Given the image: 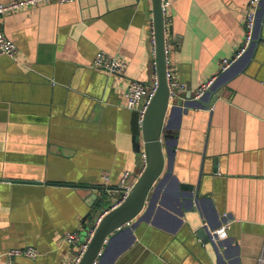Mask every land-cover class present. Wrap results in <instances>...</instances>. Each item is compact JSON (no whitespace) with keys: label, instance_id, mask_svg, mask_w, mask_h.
Returning <instances> with one entry per match:
<instances>
[{"label":"crops","instance_id":"crops-1","mask_svg":"<svg viewBox=\"0 0 264 264\" xmlns=\"http://www.w3.org/2000/svg\"><path fill=\"white\" fill-rule=\"evenodd\" d=\"M166 1L164 41L183 85L162 126L174 140L161 137V174L97 264H264V17L249 60L204 109L189 98L239 52L247 0ZM151 20L152 0L48 2L2 16L17 54L0 56V264L25 246L38 255L14 264H69L64 234L83 233L121 199L124 170L135 182L143 172L125 94L130 80L152 79ZM99 49L126 62L122 73L93 68ZM214 225L226 235L199 234Z\"/></svg>","mask_w":264,"mask_h":264},{"label":"water","instance_id":"water-1","mask_svg":"<svg viewBox=\"0 0 264 264\" xmlns=\"http://www.w3.org/2000/svg\"><path fill=\"white\" fill-rule=\"evenodd\" d=\"M161 2L162 0H152L153 23L156 36L157 74L159 82L157 89L144 114L143 126L141 129L144 150L146 153V165L129 194L116 206L107 210V212L102 216L79 264H91L99 251V255L101 256L104 244L107 243L108 240L112 239L116 234H118V232L122 230L123 227H125L126 223L140 212L146 201L148 192L150 191L152 185L157 180L163 169L164 157L162 152L161 137H163L164 140L172 141L173 139L172 136L162 134V126L170 99L168 83L165 77L164 27L161 12ZM263 17L264 0H259L256 7L254 27L248 46L237 58L232 61V63L227 68L222 70L215 77V79L208 85V87L200 96L189 98V101L198 104L199 107L204 109H208L213 105L218 95L220 94V88L223 86V84L229 78H231V76L237 74L243 69V67H239L232 70V66L245 56L248 58L247 60H249V57L253 53L257 44L260 40H262L260 30ZM112 82L113 79H111L109 84L112 85ZM131 131L133 146L138 150L140 145L138 142L140 131L137 126V112L135 110L132 111ZM217 171L218 168H216V166H213L211 168V171H206L203 168L200 172L201 178H199V181L204 182L207 177L206 175L210 174L211 172L216 173ZM179 186L184 190H190L187 192H189L190 195L192 194V191L191 189H189L188 185L181 183L179 184ZM197 187H199V183L197 184ZM197 187L193 192L194 195L198 194ZM216 227L217 225H214L210 228V230L204 228V230H200L199 234H202L204 236L206 231H210L212 235L217 237L218 234L215 231ZM100 256L98 257V260Z\"/></svg>","mask_w":264,"mask_h":264},{"label":"built area","instance_id":"built-area-1","mask_svg":"<svg viewBox=\"0 0 264 264\" xmlns=\"http://www.w3.org/2000/svg\"><path fill=\"white\" fill-rule=\"evenodd\" d=\"M73 0H6L0 2V21L2 16L9 12H13L20 8L35 6L41 3L48 2H59L65 3ZM259 0H247V9L244 17V25H245V38L243 40V44L237 52V54L233 58H224L221 60V71L227 68L232 61L237 58L248 46L250 41V37L254 27L255 21V13L256 7ZM169 2L166 0H162L161 2V12L163 23L166 20V16L168 13ZM150 43H151V54H152V67H153V75L150 83L145 84L139 80H130L126 87V107L130 110H135L137 112V126L139 128L140 134L143 126L144 114L146 109L157 89L158 86V74H157V61H156V36L154 30V23L151 20L150 23ZM17 54V47L13 41H11L8 37L4 35V33L0 30V56L6 55L11 58H14ZM164 58H165V77L168 83L169 88V99L173 98L174 95L177 94V90H183V85L177 81L171 69V45L168 42L164 41ZM92 66L94 69L103 71L109 75H116L122 73L124 68L126 67V62L108 54L102 49H99L92 62ZM212 81L202 84L199 86L195 97L200 96L208 85ZM141 157L143 161V169L146 165V153L143 148L141 151ZM131 172L129 170H124L121 174L119 180V187L122 190L121 199L114 205L116 206L120 203L132 190L135 181L130 178ZM112 206V207H114ZM107 211L102 212L94 218L93 224L87 228L83 233L75 230L66 232L63 238L69 242L71 245L75 247V251L73 254V258L71 259L69 264H79L84 252L86 251L91 237L100 222L102 216ZM218 236H225L226 231L224 227H220L215 230ZM100 251L97 253L96 257L93 259L91 264L98 263V257L100 256ZM4 264H14V259L17 256H26L30 258H34L38 255V251L33 246H25V247H13L3 252Z\"/></svg>","mask_w":264,"mask_h":264},{"label":"rangeland","instance_id":"rangeland-1","mask_svg":"<svg viewBox=\"0 0 264 264\" xmlns=\"http://www.w3.org/2000/svg\"><path fill=\"white\" fill-rule=\"evenodd\" d=\"M138 142H139V143L141 142L140 137H138Z\"/></svg>","mask_w":264,"mask_h":264}]
</instances>
